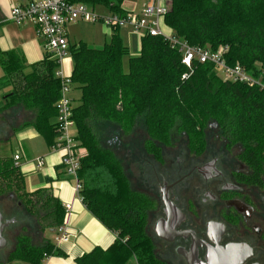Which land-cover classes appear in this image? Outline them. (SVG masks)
<instances>
[{
	"label": "trees",
	"instance_id": "16d2710c",
	"mask_svg": "<svg viewBox=\"0 0 264 264\" xmlns=\"http://www.w3.org/2000/svg\"><path fill=\"white\" fill-rule=\"evenodd\" d=\"M94 10L124 15L123 0H73ZM165 27L191 47L217 51L228 47L226 63L240 65L254 76L264 71V0H170ZM74 69L72 85L81 93L74 108L77 139L86 155L81 161L79 195L88 210L117 238L107 249L95 248L77 264H166L157 257L156 242L148 232V214L155 201L133 191L115 153L101 146L96 127L117 126L128 134L138 123L146 130V152L157 161L159 149L171 145L175 135L185 136L197 153L206 147V131L217 124L229 146L242 147L241 160L260 182L264 174V89L226 81L211 63H183V55L162 37H140V54L129 57L118 29L103 48L85 42L70 46ZM128 58V70L124 60ZM2 96L0 113L16 106L33 112L30 126L51 147L56 141L57 108L61 82L58 64L50 55L28 66L17 51H0ZM30 68V72L26 69ZM264 83V79L262 80ZM15 195L24 221L39 233L56 230L66 212L49 189L28 192L26 179L14 158H0V198ZM25 230V229H23ZM59 254L44 238L39 245L22 232L7 262L43 264ZM1 264V263H0Z\"/></svg>",
	"mask_w": 264,
	"mask_h": 264
},
{
	"label": "flooded vegetation",
	"instance_id": "af4514ba",
	"mask_svg": "<svg viewBox=\"0 0 264 264\" xmlns=\"http://www.w3.org/2000/svg\"><path fill=\"white\" fill-rule=\"evenodd\" d=\"M184 138L185 157L173 159L171 145L157 143L154 171L138 163L142 180L157 190L148 214L155 220L157 257L166 264H264V174L252 180L240 145L223 140L210 151L206 137L197 153Z\"/></svg>",
	"mask_w": 264,
	"mask_h": 264
},
{
	"label": "crops",
	"instance_id": "0c3cea01",
	"mask_svg": "<svg viewBox=\"0 0 264 264\" xmlns=\"http://www.w3.org/2000/svg\"><path fill=\"white\" fill-rule=\"evenodd\" d=\"M147 1L148 0H145L140 8H137L136 5L123 3L122 9L125 13H139ZM13 6L14 5H12V7ZM12 7H7L0 1V51L20 52L24 56L28 66L42 62L46 56V52L43 48L41 39L37 35L36 29L30 23L17 25L12 22L10 20ZM79 23H82V21L67 27V38L70 46L80 42L87 43L84 40L81 41V37H76L74 34L73 27L77 26ZM120 30L121 29H118V34L123 44L130 50L129 57H137L133 55L132 52H140V37L137 39L131 33L128 35ZM110 34H112V32ZM73 69L74 62L72 57H70L64 61L62 70L67 76H71ZM26 71L30 72L31 69L27 68ZM3 76L4 73L0 67V78ZM4 91L5 90L0 91V104H2ZM71 97L73 99L72 94ZM0 116L1 124L6 125V128L11 131V135L7 140L10 142L13 139V141L18 144L19 149L11 158H14L15 155L21 157L19 168L25 176L27 191L32 193L40 189H49L53 192L55 197L60 200L64 209L66 206H70V209L66 212L64 222L70 234L69 241L56 243V230H47L44 234L33 230L31 226L19 220V213L31 219L23 210L22 205L16 202V204L14 203L13 205L11 197L6 201L4 200L5 198L1 197L0 211L4 219H16V223L5 230L4 236L8 241V245L5 249L0 251V263L27 264L21 261L7 262L8 254L15 245V242L13 244L10 243L7 233L20 226L22 230L25 229L23 232L31 235L33 244L39 245L44 238H47L56 245L59 254L47 258L43 264H77L78 258L86 253H90L95 248H109L115 242L117 235L106 228L88 210L79 193L76 191L74 180L66 177L64 174V170L61 166V155L57 152H52L43 137L30 126L34 119L33 112L27 111L24 107L19 105L6 112L0 113ZM39 158L44 159V166L42 168H37L36 165L37 159ZM41 172H43V174H39L37 177L33 175L34 173ZM28 178L29 183L27 181ZM36 237L40 240L38 244L34 243V238Z\"/></svg>",
	"mask_w": 264,
	"mask_h": 264
},
{
	"label": "built area",
	"instance_id": "2783aa9c",
	"mask_svg": "<svg viewBox=\"0 0 264 264\" xmlns=\"http://www.w3.org/2000/svg\"><path fill=\"white\" fill-rule=\"evenodd\" d=\"M170 0H148L139 13L128 12L124 15L112 12L99 13L90 6L74 2L73 0H28L14 5L11 9L10 20L17 25L30 23L43 43L46 54L50 55L58 64L55 73L61 82V97L56 104V141L50 147L52 152L61 155V166L66 177L74 180L76 191L79 193L81 183L79 170L86 151L77 139L74 120V104L71 97L73 88L70 76H67L62 67L64 61L71 57L70 45L67 38V27L79 21L88 24L102 23L111 29L129 27L139 37H162L173 47L178 48L183 55V63L191 67L194 61L200 64L211 63L221 73L226 81L244 83L264 89V71L254 76L240 65L231 67L226 63L225 55L228 47H221L217 51L191 47L187 42L177 38L164 25V17L169 11ZM21 157L14 156L16 167H20ZM37 168L44 166V159H37ZM70 209L66 206L65 212ZM70 234L66 226L56 229L55 242H68ZM135 264H138L135 261Z\"/></svg>",
	"mask_w": 264,
	"mask_h": 264
},
{
	"label": "rangeland",
	"instance_id": "374dc122",
	"mask_svg": "<svg viewBox=\"0 0 264 264\" xmlns=\"http://www.w3.org/2000/svg\"><path fill=\"white\" fill-rule=\"evenodd\" d=\"M2 4L6 5L7 7H12V5H17L19 3H24L28 0H0ZM125 4L129 3L132 5H136L137 8H140L145 0H123ZM99 13H104L102 11H98ZM128 28V27H127ZM126 27H121L120 31H124L126 34L129 35L131 33L138 39V35L134 34L133 31ZM74 34L76 37H81V41L84 40L90 47L93 48H103L106 43H110L111 41V32L112 29L104 26L102 23L97 24H88V23H79L77 26L73 27ZM121 38V37H120ZM133 51V50H132ZM139 51L132 52L133 55L138 56ZM135 57V56H132ZM124 70H128V58L124 60ZM28 72V71H26ZM220 76L221 73L218 72ZM7 90L4 91V94ZM71 94L73 96L74 102L73 104L77 106L79 104V100L81 97V93L78 89L72 88ZM1 118V116H0ZM96 134L98 136L99 142L102 147L108 148L112 150L115 155L117 156L118 160L121 162L124 172L129 180L130 187L133 191L145 194L146 196L150 197L156 202L157 205V190H151L149 186L142 180L141 173L139 171H143L144 168L149 167L150 170L154 171V165L157 163L152 160V157L146 152L144 148L145 140L147 139V133L145 127L138 123L131 133H124L122 132L117 126L109 125V124H102L96 127ZM207 132V140H208V150H216L221 149L224 145V141L221 137L218 138V130L214 127H209ZM5 133V134H4ZM11 135V131L6 128V125L1 124L0 119V158L4 157H11L18 149V144L13 141V139L9 142ZM173 143L171 146L167 147L168 154L171 155L173 159L185 157L188 153L186 150V139L181 135H175L173 138ZM9 142V144H8ZM234 153V151L232 152ZM46 162V160H45ZM141 165V170L138 167ZM145 166V167H144ZM139 170V171H138ZM141 171V172H142ZM43 174L41 173H34V176ZM140 176V178H139ZM29 183V178H28ZM11 197L12 204L14 205L15 195L9 194L5 195L3 198L4 200H8ZM16 204V203H15ZM22 215H18V217L23 220L24 218L21 217ZM155 220L154 216L148 215V232L153 237L152 228L154 226ZM21 227V226H20ZM17 227L16 229H12L8 231L7 236L10 243L15 242V237L17 234L23 232L22 228ZM49 237V235L47 234ZM37 239V240H36ZM34 243H39L40 240L38 237L34 238ZM156 254H157V246H156Z\"/></svg>",
	"mask_w": 264,
	"mask_h": 264
},
{
	"label": "water",
	"instance_id": "95a60500",
	"mask_svg": "<svg viewBox=\"0 0 264 264\" xmlns=\"http://www.w3.org/2000/svg\"><path fill=\"white\" fill-rule=\"evenodd\" d=\"M14 223H16V219L5 220L2 212L0 211V251L5 249L8 245V241L4 236L5 230Z\"/></svg>",
	"mask_w": 264,
	"mask_h": 264
}]
</instances>
